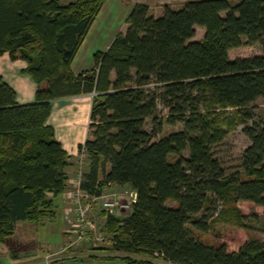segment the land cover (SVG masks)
<instances>
[{"label":"trees","instance_id":"obj_1","mask_svg":"<svg viewBox=\"0 0 264 264\" xmlns=\"http://www.w3.org/2000/svg\"><path fill=\"white\" fill-rule=\"evenodd\" d=\"M63 1L0 0V56L25 61L23 73L37 86L35 101L20 105L0 77V244L12 258L27 256L32 239L20 223L56 218L69 158L47 124L53 102L95 93L90 138L79 146L89 164L81 188L100 196L115 184L137 194L127 216L108 217L111 249L167 264H264V242L228 252L192 234L210 231L216 202H232L230 221L244 228L237 204L264 208V117L257 121L248 110L264 100V54L229 58L243 38L264 52V0H191L177 11L165 7L158 18L137 3L125 33L79 75L72 65L106 0ZM196 27L205 29L204 39L191 42ZM160 106L168 111L166 124L184 128L153 141L163 131ZM148 118L151 133L144 129ZM245 123L251 145L240 171L227 175L213 148ZM261 225L264 234V214Z\"/></svg>","mask_w":264,"mask_h":264},{"label":"rangeland","instance_id":"obj_2","mask_svg":"<svg viewBox=\"0 0 264 264\" xmlns=\"http://www.w3.org/2000/svg\"><path fill=\"white\" fill-rule=\"evenodd\" d=\"M191 0H143L142 4H145L149 7L150 15L155 18L161 17L163 15V11L165 7H169L170 9L177 11L181 9L184 4ZM205 29L201 27H196V35L191 40V42H200L204 39ZM264 54L263 47L260 44L248 45L247 39L243 38V44L239 48L231 49L229 51L230 60H239V59H247L256 56H262ZM254 114V119L259 121L264 117V100L258 99L255 103L251 104L248 107ZM233 109H228L227 117L233 116ZM159 118L162 120L163 131L153 139V141H158L163 137L173 133L183 130V124H176L174 126L166 124V119L168 117V111L164 109L162 106L159 107ZM247 123L239 124L233 129H231L226 136L225 140L220 144L213 148L214 157L219 161L222 168L225 170L227 175L234 174L235 172L240 171L242 157L245 150L251 145L250 139L244 133V128ZM251 122L248 123V125ZM152 119L148 118L145 121L144 129L151 133L153 129ZM93 132V130H92ZM185 157H188L189 153L185 152L183 154ZM175 158L172 157V160ZM117 192L121 195V199L125 203L131 202V189L129 188H116ZM174 205L173 203H168V206ZM238 207L240 208L242 214L247 218L246 224L249 226L248 228L239 227L233 224L230 220L234 216L235 206L232 202L230 203H215L213 206L217 211L214 215L211 224V229L208 233H201L196 230H192V234L199 239L201 242L213 246V247H222L224 246L228 252H237L241 247H243L247 242L251 240H259L264 242V234L262 232L261 223L264 214V208L254 205L250 202H239ZM211 207V208H213ZM130 211V209H124V211ZM211 210V209H210ZM61 210H59V213ZM207 213V212H203ZM126 215V214H124ZM122 214V216H124ZM121 216V214H120ZM201 216V215H199ZM100 214L95 217L96 226L98 227L99 233H104L105 236L110 241V235L106 234V225L108 218H101ZM122 218V217H120ZM257 218V219H256ZM24 234L26 238L32 239L30 245V252L27 256H24L23 259L21 257L12 258L10 253H6V251L0 252V264H36L45 259V256L52 252L54 253L55 249H59V247L63 244H71L72 240L70 237L67 239L65 235L62 233L64 229L67 228L65 225L63 215L58 216L56 221L46 223L45 225H40L37 230V235H35V227L31 226L28 222H21ZM64 227V228H63ZM63 229V230H62ZM37 240V241H36ZM0 246L4 247L2 244ZM86 244H76L73 246L74 251L81 247L83 250L86 248ZM105 248L106 244L103 245ZM58 247V248H57ZM1 248V247H0ZM90 249V248H89ZM80 250V249H79ZM78 250V251H79ZM86 250V249H85ZM92 250V249H91ZM100 250V249H99ZM102 250V249H101ZM77 251V250H76ZM81 251V250H80ZM113 251V250H112ZM8 252V251H7ZM117 255V254H115ZM63 254L56 253L52 259H58V262L52 264H65L68 261L62 260L61 258ZM120 258L125 256H130V258H136L138 260H144L150 262V264H167L162 259L157 256H137V255H129L124 252H119L118 255ZM15 260L13 262V260Z\"/></svg>","mask_w":264,"mask_h":264},{"label":"crops","instance_id":"obj_3","mask_svg":"<svg viewBox=\"0 0 264 264\" xmlns=\"http://www.w3.org/2000/svg\"><path fill=\"white\" fill-rule=\"evenodd\" d=\"M73 1L75 0H64L63 4H68ZM142 2L143 0H106L104 2L98 17L92 24L78 56L72 65V70L76 75L95 67L93 58L94 54L97 52H106L115 37L120 33H125L127 29L126 21L131 10L135 4ZM26 68L27 63L23 60L17 59L13 61L7 53L0 56V77L15 90L17 103L20 105L33 103L37 91V86L34 81L30 76L23 73V70ZM112 78H114V75H112ZM93 98V94H82L54 101L52 112L47 122V124L54 129L56 139L61 143L63 149L68 154V187L71 180L77 175L80 169L79 146L84 144L86 140L90 138L89 126L91 123L90 118ZM81 170L84 173L89 171V164L86 161ZM117 187L119 189H131L129 186L118 185H114L110 187V189L116 190ZM54 204L57 212L54 220L45 221L38 225L29 223L36 228L35 235H37V227L56 221L59 214L64 215V210L67 206L63 194L54 199ZM59 210H61L60 213ZM99 214L100 216H103L101 218L105 219L104 213L98 211L95 217ZM20 225L22 232L24 233L22 224L20 223ZM65 225H67L66 222ZM68 229L69 226L67 225V228L62 232L67 239L70 236L67 234ZM66 245V243H63L59 249L54 250V253H48L45 256V259L47 256L52 255L54 257L56 253H62V260L68 261L65 264H125L122 257L120 258L118 256L119 252L112 251V245L110 244H107L105 248H103L104 246L100 248L86 246L84 250L79 247L81 251L79 249L74 251V248H72L63 252L62 250H64ZM0 247V252L3 253V251H6V253H9L6 247ZM23 258L24 257H21V259ZM52 258L48 264L58 262V259L54 260ZM45 259L42 260L41 263L37 262L36 264H46ZM14 261L15 260H13V262Z\"/></svg>","mask_w":264,"mask_h":264},{"label":"built area","instance_id":"obj_4","mask_svg":"<svg viewBox=\"0 0 264 264\" xmlns=\"http://www.w3.org/2000/svg\"><path fill=\"white\" fill-rule=\"evenodd\" d=\"M96 95L95 93L93 94ZM80 169L77 175L71 180L69 187L63 193L66 208L64 210V221L69 226L67 234L70 235L72 243L67 244L63 252L72 249L76 244L85 243L89 247L100 248L103 245H113V241H108L104 233H99L96 226L95 216L97 211L105 214L106 218L113 216L116 218H124L131 211L133 203H135L137 194L131 191V202L125 203L121 199L120 193L110 189L115 184H111L104 188L100 196L92 195L82 190V176L84 172L81 170L86 161L85 152L79 153ZM130 209L129 212L124 209ZM121 214V216H120ZM122 214H126L122 216ZM53 256L46 257V264L51 261Z\"/></svg>","mask_w":264,"mask_h":264}]
</instances>
